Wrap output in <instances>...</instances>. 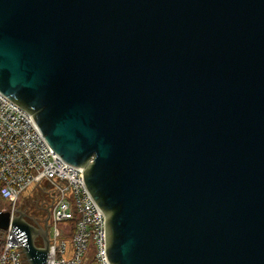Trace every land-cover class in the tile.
I'll return each mask as SVG.
<instances>
[{
    "label": "water",
    "instance_id": "1",
    "mask_svg": "<svg viewBox=\"0 0 264 264\" xmlns=\"http://www.w3.org/2000/svg\"><path fill=\"white\" fill-rule=\"evenodd\" d=\"M0 94L82 169L109 264H264V0H0ZM52 189L0 211L26 264Z\"/></svg>",
    "mask_w": 264,
    "mask_h": 264
},
{
    "label": "built area",
    "instance_id": "2",
    "mask_svg": "<svg viewBox=\"0 0 264 264\" xmlns=\"http://www.w3.org/2000/svg\"><path fill=\"white\" fill-rule=\"evenodd\" d=\"M82 169L63 162L39 132L30 114L0 94V200L13 209L21 193L43 176L52 189L46 264H109L105 217L82 180ZM6 211V209H1ZM5 230L0 264H25L20 242Z\"/></svg>",
    "mask_w": 264,
    "mask_h": 264
},
{
    "label": "flooded vegetation",
    "instance_id": "3",
    "mask_svg": "<svg viewBox=\"0 0 264 264\" xmlns=\"http://www.w3.org/2000/svg\"><path fill=\"white\" fill-rule=\"evenodd\" d=\"M46 192L47 199H43V203L38 207L34 212L28 211L27 209L21 211L25 215V220L30 225L47 231L48 239H49V219H50V210L54 202V195L52 192ZM45 200V201H44ZM5 209V208H3ZM19 211L21 209H18ZM1 211V210H0ZM36 242L38 245L42 243L41 237H37Z\"/></svg>",
    "mask_w": 264,
    "mask_h": 264
},
{
    "label": "trees",
    "instance_id": "4",
    "mask_svg": "<svg viewBox=\"0 0 264 264\" xmlns=\"http://www.w3.org/2000/svg\"><path fill=\"white\" fill-rule=\"evenodd\" d=\"M3 203V201L0 200V205ZM1 210V208H0ZM4 236H5V232L0 230V254L2 252L3 249V244H4Z\"/></svg>",
    "mask_w": 264,
    "mask_h": 264
},
{
    "label": "rangeland",
    "instance_id": "5",
    "mask_svg": "<svg viewBox=\"0 0 264 264\" xmlns=\"http://www.w3.org/2000/svg\"><path fill=\"white\" fill-rule=\"evenodd\" d=\"M20 201H21V196L19 197V199L17 200L16 204H15V208H18L19 204H20ZM0 208L3 209L5 208L6 211H9L10 210V207L3 201V203L0 205ZM9 209V210H8ZM26 264V263H25Z\"/></svg>",
    "mask_w": 264,
    "mask_h": 264
}]
</instances>
